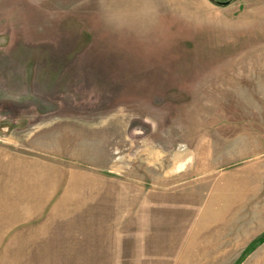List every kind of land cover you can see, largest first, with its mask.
Wrapping results in <instances>:
<instances>
[{"label":"rangeland","instance_id":"rangeland-1","mask_svg":"<svg viewBox=\"0 0 264 264\" xmlns=\"http://www.w3.org/2000/svg\"><path fill=\"white\" fill-rule=\"evenodd\" d=\"M0 264H264V0H0Z\"/></svg>","mask_w":264,"mask_h":264},{"label":"trees","instance_id":"trees-1","mask_svg":"<svg viewBox=\"0 0 264 264\" xmlns=\"http://www.w3.org/2000/svg\"><path fill=\"white\" fill-rule=\"evenodd\" d=\"M214 1V0H213Z\"/></svg>","mask_w":264,"mask_h":264},{"label":"water","instance_id":"water-1","mask_svg":"<svg viewBox=\"0 0 264 264\" xmlns=\"http://www.w3.org/2000/svg\"><path fill=\"white\" fill-rule=\"evenodd\" d=\"M213 1V0H212Z\"/></svg>","mask_w":264,"mask_h":264}]
</instances>
